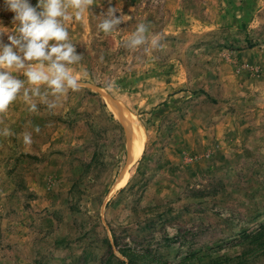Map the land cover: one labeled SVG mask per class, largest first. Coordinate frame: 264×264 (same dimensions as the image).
<instances>
[{"label":"rangeland","instance_id":"rangeland-1","mask_svg":"<svg viewBox=\"0 0 264 264\" xmlns=\"http://www.w3.org/2000/svg\"><path fill=\"white\" fill-rule=\"evenodd\" d=\"M69 31L81 88L0 115V264H264V0H94Z\"/></svg>","mask_w":264,"mask_h":264},{"label":"clouds","instance_id":"clouds-1","mask_svg":"<svg viewBox=\"0 0 264 264\" xmlns=\"http://www.w3.org/2000/svg\"><path fill=\"white\" fill-rule=\"evenodd\" d=\"M110 2V0H109ZM94 0H0V115H6L18 101L36 112L40 105L49 110L69 91H78L81 81L70 70L83 59L72 42L69 25L82 21ZM11 14L5 21L4 16ZM115 7H109L99 30L111 34L121 23ZM148 29L139 24L127 46L148 43ZM159 34L150 40L151 48L160 47ZM33 131H41L39 125ZM10 127L0 128V136L13 135ZM23 144L33 143L25 132Z\"/></svg>","mask_w":264,"mask_h":264},{"label":"bare ground","instance_id":"bare-ground-1","mask_svg":"<svg viewBox=\"0 0 264 264\" xmlns=\"http://www.w3.org/2000/svg\"><path fill=\"white\" fill-rule=\"evenodd\" d=\"M120 107H115L110 105V109L112 112H114L116 118H118L120 121L124 123L125 126H127V131L129 132V135L131 136V139L129 140V151L131 153L130 156H134L137 158L142 151L143 144H144V139H145V134L142 129L141 124L139 122L130 117L124 113Z\"/></svg>","mask_w":264,"mask_h":264},{"label":"trees","instance_id":"trees-1","mask_svg":"<svg viewBox=\"0 0 264 264\" xmlns=\"http://www.w3.org/2000/svg\"><path fill=\"white\" fill-rule=\"evenodd\" d=\"M259 236H264V228L259 230L257 234L253 235L251 238V241L256 240ZM246 238H248V236H245Z\"/></svg>","mask_w":264,"mask_h":264},{"label":"water","instance_id":"water-1","mask_svg":"<svg viewBox=\"0 0 264 264\" xmlns=\"http://www.w3.org/2000/svg\"><path fill=\"white\" fill-rule=\"evenodd\" d=\"M114 106H117V107H120L121 108V106L119 105V103L117 102V101H115V100H113V99H111L109 96H105ZM130 157V155H129V153H128V160L130 159L129 158Z\"/></svg>","mask_w":264,"mask_h":264}]
</instances>
